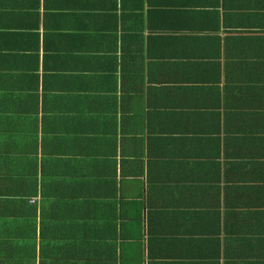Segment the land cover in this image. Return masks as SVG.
I'll return each mask as SVG.
<instances>
[{"label":"crops","instance_id":"crops-1","mask_svg":"<svg viewBox=\"0 0 264 264\" xmlns=\"http://www.w3.org/2000/svg\"><path fill=\"white\" fill-rule=\"evenodd\" d=\"M0 264H264V0H0Z\"/></svg>","mask_w":264,"mask_h":264}]
</instances>
